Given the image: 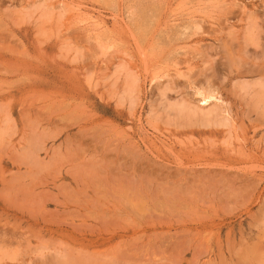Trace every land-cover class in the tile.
Wrapping results in <instances>:
<instances>
[{"label":"rangeland","instance_id":"rangeland-1","mask_svg":"<svg viewBox=\"0 0 264 264\" xmlns=\"http://www.w3.org/2000/svg\"><path fill=\"white\" fill-rule=\"evenodd\" d=\"M263 263L264 0H0V264Z\"/></svg>","mask_w":264,"mask_h":264},{"label":"bare ground","instance_id":"bare-ground-1","mask_svg":"<svg viewBox=\"0 0 264 264\" xmlns=\"http://www.w3.org/2000/svg\"><path fill=\"white\" fill-rule=\"evenodd\" d=\"M187 29V28H186ZM185 29V30H186ZM188 30V29H187ZM198 95L202 98V102L204 106L210 105V103L217 99L215 92L213 91H206V90H198ZM184 114V113H183ZM264 264V263H263Z\"/></svg>","mask_w":264,"mask_h":264}]
</instances>
